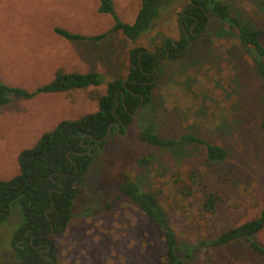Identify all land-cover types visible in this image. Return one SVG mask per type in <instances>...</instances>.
I'll list each match as a JSON object with an SVG mask.
<instances>
[{
    "label": "rangeland",
    "instance_id": "rangeland-1",
    "mask_svg": "<svg viewBox=\"0 0 264 264\" xmlns=\"http://www.w3.org/2000/svg\"><path fill=\"white\" fill-rule=\"evenodd\" d=\"M113 1L117 18L134 23L141 0ZM188 1L170 0L156 26L132 41L113 30L116 17L99 11L100 0H0V82L34 91L59 69L96 71L102 80L0 106V180L16 176L20 152L59 121L99 109L108 82L126 78L131 48L155 51L166 37L178 40ZM216 1L228 4L244 24L264 29V0ZM209 19L207 32L183 56L160 60L150 104L138 109L127 134L101 149L79 184L69 227L57 238L59 264H163L162 236L138 207L127 200L110 210L105 206L126 177L157 195L187 264H264L248 240L213 244L223 231L259 216L264 206V80L237 31L213 14ZM57 26L87 36L110 32L101 40H68L55 33ZM148 121L164 138L192 133L225 147L227 156L211 160L198 143L152 148L140 139ZM145 152L151 162L142 169L138 158ZM208 189L221 197L214 211L203 207ZM21 222L13 207L0 226V264H18L11 238ZM250 241L264 245V228Z\"/></svg>",
    "mask_w": 264,
    "mask_h": 264
},
{
    "label": "trees",
    "instance_id": "trees-1",
    "mask_svg": "<svg viewBox=\"0 0 264 264\" xmlns=\"http://www.w3.org/2000/svg\"><path fill=\"white\" fill-rule=\"evenodd\" d=\"M100 2V12L112 13L116 17L113 30L136 41L144 32L156 26L161 9L170 0H141V8L132 24L117 18L113 0ZM183 14L185 17L181 21ZM210 14L237 31L242 47L250 55L264 80V43L261 40L264 29H255L244 24L230 12L228 4L216 0H189L183 8L180 21L188 31L193 25L195 31H204ZM54 30L68 40H101L110 32L87 36L58 26ZM197 38L198 35L189 39L182 29V35L176 41L177 46L168 39L156 48L154 54L140 46L131 48L126 78L108 82L106 92L99 98V109L96 112L77 119L61 120L52 130L45 132L34 146L20 152L19 173L10 179L0 180V226L7 221L13 207H18L22 216V222L11 238L14 259L18 264H50L52 261L53 264H59L60 244L57 238L67 231L76 208L79 187H75V184L84 182L101 149L133 125V114L138 106L141 104L139 108H143L150 104L155 87L156 68L160 63L159 58L166 56L167 46L170 59L175 60L184 55L189 41ZM101 82V75L96 71L62 69L57 70L50 82L34 91L0 82V106L9 104L13 98L31 99L40 93L66 92L96 86ZM110 125V137L104 142H97L95 139H102L107 135ZM140 139L152 148H172L183 142L198 143L205 146L206 155L211 160H224L227 156L225 147L192 133L164 138L152 121L143 126ZM90 146L92 149L87 152ZM150 162L149 152L138 158V166L142 169ZM116 188V194L105 204L106 208L110 210L121 200L135 204L162 236V263L187 264L177 232L157 195L131 177L119 181ZM187 189L189 187L186 185L185 190ZM220 198V194L206 190L202 199L204 210L214 211ZM263 228L264 206L259 216L223 231L213 244L244 239L250 242L256 253L264 255V245L250 241Z\"/></svg>",
    "mask_w": 264,
    "mask_h": 264
},
{
    "label": "flooded vegetation",
    "instance_id": "flooded-vegetation-1",
    "mask_svg": "<svg viewBox=\"0 0 264 264\" xmlns=\"http://www.w3.org/2000/svg\"><path fill=\"white\" fill-rule=\"evenodd\" d=\"M184 17H185V14H183L182 15V20L181 21H183V19H184ZM180 21V22H181ZM209 21H210V19H208V23H207V26H206V29L204 30V31H201V30H199V31H195L194 29H195V25H193L191 28H190V30L188 31L187 30V28L184 26V24L183 23H181L180 25H181V30L183 29L187 34H188V36H189V39H191L192 38V36H200V35H202V34H204V33H206L207 32V29H208V26H209ZM181 35H182V33H181ZM180 39V38H179ZM178 39V40H179ZM166 41H167V39L165 40L164 39V43H166ZM172 41V40H171ZM176 41L177 40H175L174 39V42H173V44H175L176 46H177V44H176ZM167 46V45H166ZM151 51V50H150ZM186 51V50H185ZM154 52V51H153ZM167 52L169 53V55H170V50H169V48H168V46H167ZM155 53V52H154ZM166 55H167V53H166ZM166 58H170L169 56L168 57H161V58H159V59H166Z\"/></svg>",
    "mask_w": 264,
    "mask_h": 264
},
{
    "label": "water",
    "instance_id": "water-1",
    "mask_svg": "<svg viewBox=\"0 0 264 264\" xmlns=\"http://www.w3.org/2000/svg\"><path fill=\"white\" fill-rule=\"evenodd\" d=\"M167 38L170 39V40H172V41L174 42V38H173V37H171V36L166 37L165 40H166ZM190 44H191V40L189 41V44H188L187 49L189 48ZM187 49H186V51H187ZM147 52H150V53L154 54V52H153V51H150V50H147ZM168 56H169V53L167 52L166 57H168ZM160 60H164V59H160ZM118 104H119V102H117V105H118ZM140 106H141V104L138 106V108L136 109L135 113L133 114L134 116L136 115V113H137V111H138V109H139ZM111 127H112V125H110V127H109V131H108L107 135H106L104 138H102V139H95V140H96L97 142H99V143H100V142H104V141H106V140L110 137V135H111ZM118 129H119V126H118ZM125 133L127 134V129L125 130ZM120 134H121V133H120ZM121 135H124V134H121ZM91 149H92V146H90V148H89V150H88L87 152H90ZM78 180H79V179H78ZM75 187H79V184H75ZM50 264H53V261H52Z\"/></svg>",
    "mask_w": 264,
    "mask_h": 264
},
{
    "label": "crops",
    "instance_id": "crops-1",
    "mask_svg": "<svg viewBox=\"0 0 264 264\" xmlns=\"http://www.w3.org/2000/svg\"><path fill=\"white\" fill-rule=\"evenodd\" d=\"M78 72H81V71H78ZM86 72H88V71H86ZM59 122H60V121H59ZM59 122H58V123H59ZM58 123H57V124H58ZM57 124H56V125H57Z\"/></svg>",
    "mask_w": 264,
    "mask_h": 264
}]
</instances>
